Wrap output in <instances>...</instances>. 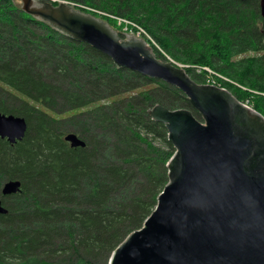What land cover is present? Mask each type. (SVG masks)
I'll return each instance as SVG.
<instances>
[{
	"label": "trees",
	"instance_id": "trees-1",
	"mask_svg": "<svg viewBox=\"0 0 264 264\" xmlns=\"http://www.w3.org/2000/svg\"><path fill=\"white\" fill-rule=\"evenodd\" d=\"M70 1L117 29L119 18L142 26L196 82L206 83L211 68L264 115L260 0ZM156 104L192 107L180 88L117 66L28 14L21 0H0V113L27 122L22 139L0 136L8 210L0 213V264L109 263L169 182L175 148L166 125L148 113ZM69 132L85 146L73 147ZM13 179L20 190L4 196Z\"/></svg>",
	"mask_w": 264,
	"mask_h": 264
},
{
	"label": "water",
	"instance_id": "water-1",
	"mask_svg": "<svg viewBox=\"0 0 264 264\" xmlns=\"http://www.w3.org/2000/svg\"><path fill=\"white\" fill-rule=\"evenodd\" d=\"M28 14L129 68L180 88L201 119L187 108L156 104L175 151L169 182L144 224L112 252L108 264H264V115L230 90L196 82L183 64L163 61L142 37L122 40L105 20L69 1L21 0ZM264 17V0H260ZM27 130L24 117L0 113V136L11 142ZM65 139L85 146L78 134ZM20 180L3 184L16 193ZM8 210L0 199V213Z\"/></svg>",
	"mask_w": 264,
	"mask_h": 264
},
{
	"label": "rangeland",
	"instance_id": "rangeland-1",
	"mask_svg": "<svg viewBox=\"0 0 264 264\" xmlns=\"http://www.w3.org/2000/svg\"><path fill=\"white\" fill-rule=\"evenodd\" d=\"M53 1H54V0H53ZM60 1H63V0H60ZM21 2H22V1H21ZM82 5H83V4H82ZM118 24H119V22H118ZM112 28H113L114 30L117 31V33L119 34V36H120V38H121L122 40L126 39L125 34H122V33H121L122 28H121V29H118V30H117V28H115V27H113V26H112ZM156 46H157V48L162 52V54L165 55V58H162V57H159V56L156 54L157 57H159V59H162L163 61L168 60V61H171V62H172V61L175 62V59L172 58L169 54H167V53H166V52L160 47L159 44H156ZM154 51H155V49H154ZM175 63H176V62H175ZM177 63H178V62H177ZM183 65H184V64H183ZM206 69L209 71L210 74H212V75L214 76V73H213V71H212L211 68H207V67H206ZM212 75L207 79V82H206V83H208V84H215V85H217V86H220V87L226 88L225 86H223V84L217 82V78L213 77ZM218 76H221V75L218 74ZM223 78L226 79V80H230V79H228V78H226V77H224V76H223ZM226 89H227V88H226ZM241 101H242V100H241ZM243 102H245V103L248 104L249 106H252L251 104H249V103L246 102V101H243ZM252 107H253V106H252ZM189 109L192 110V107H190ZM193 109H194V108H193ZM194 110H195V109H194ZM194 110H192V111H194Z\"/></svg>",
	"mask_w": 264,
	"mask_h": 264
},
{
	"label": "built area",
	"instance_id": "built-area-1",
	"mask_svg": "<svg viewBox=\"0 0 264 264\" xmlns=\"http://www.w3.org/2000/svg\"><path fill=\"white\" fill-rule=\"evenodd\" d=\"M119 19L121 21H125L126 23L131 24L132 27H130V28L126 27L125 28L126 30L128 29L130 32H136L139 35H147V36H149V34L146 32V30L142 26L136 24L135 22H132V21L124 19V18H119Z\"/></svg>",
	"mask_w": 264,
	"mask_h": 264
}]
</instances>
